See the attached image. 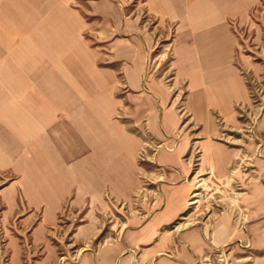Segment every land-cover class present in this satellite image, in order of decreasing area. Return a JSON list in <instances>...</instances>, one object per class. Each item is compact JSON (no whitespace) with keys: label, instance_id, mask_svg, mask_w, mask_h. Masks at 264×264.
I'll list each match as a JSON object with an SVG mask.
<instances>
[{"label":"crops","instance_id":"1","mask_svg":"<svg viewBox=\"0 0 264 264\" xmlns=\"http://www.w3.org/2000/svg\"><path fill=\"white\" fill-rule=\"evenodd\" d=\"M146 1L171 31L170 84L150 68L151 37L119 0H0V171L15 177L0 199L9 215L40 210L45 239L67 207L132 199L146 154L163 178V207L76 264H196L230 244L235 264H264V102L243 124L256 115L247 74L264 63L243 49L264 53V0ZM241 130L245 147L227 139ZM205 172L246 181L244 231L230 217L206 231L167 230Z\"/></svg>","mask_w":264,"mask_h":264},{"label":"rangeland","instance_id":"2","mask_svg":"<svg viewBox=\"0 0 264 264\" xmlns=\"http://www.w3.org/2000/svg\"><path fill=\"white\" fill-rule=\"evenodd\" d=\"M119 2L126 18L142 26L144 36L151 37L150 68L156 70L160 77L166 74L164 81L170 84L167 75L170 72L168 64L171 55L167 43L171 39V31L157 26L158 18L150 13L146 0H119ZM243 50L245 54L253 56L251 59L254 62H262L264 59L261 48L250 45ZM247 79L249 87H259L263 92L257 93L256 98L252 99L256 115L254 116L255 113L251 114L250 111L244 114L243 124L246 127L250 122L257 121L258 110L264 102V63H260V69L256 72L249 70ZM246 135V132L242 131L237 136H227V139L239 145L237 147H245L250 141ZM145 156L146 154L138 163L143 169L142 188L133 195L132 199L127 203L112 202L109 208L90 209L91 218L86 217L90 211L88 207L75 211L67 207L57 223L47 230L45 239H40L36 230L41 221L40 210L17 207L9 215V209L2 201L3 198L0 199V264H76L88 253H97L102 247L114 243L124 227L129 230L146 224L152 214L163 207L164 199L160 188L163 178H160V173L152 167L150 160ZM199 163V158L193 162V171L196 175ZM14 178L11 173L0 171V189L7 187ZM236 179L230 176L221 180L207 172L198 176L194 180L196 187L194 192L201 191L204 187L209 194V200L194 205L189 204L187 211L168 225L167 230L181 234L186 232V227L187 229L197 227L206 231L214 227L215 221L230 217L235 229L244 231L251 221L249 209L242 206L248 186L245 180ZM199 183L202 186L199 187ZM93 220L97 221V224L87 225ZM88 226L95 228V234L91 238L85 237L93 231L87 230ZM80 229H85L86 232L78 233ZM181 242L180 239L174 241L179 246ZM149 245L142 244L136 249ZM232 247V244L211 247L204 262L199 261L196 264H235L236 257L231 253Z\"/></svg>","mask_w":264,"mask_h":264},{"label":"built area","instance_id":"3","mask_svg":"<svg viewBox=\"0 0 264 264\" xmlns=\"http://www.w3.org/2000/svg\"><path fill=\"white\" fill-rule=\"evenodd\" d=\"M247 82L249 83L248 80H247ZM249 89H250L251 99L256 98L257 93L263 92L262 89H260L259 87L256 88V87L250 86ZM200 185H201V183H199L198 186L200 187ZM207 200H209V194H208V192L205 191V189L203 187L201 189V191H197V192L192 193V195L190 197L189 204L194 205V204H196L195 202H201V201H207Z\"/></svg>","mask_w":264,"mask_h":264},{"label":"bare ground","instance_id":"4","mask_svg":"<svg viewBox=\"0 0 264 264\" xmlns=\"http://www.w3.org/2000/svg\"><path fill=\"white\" fill-rule=\"evenodd\" d=\"M201 185H202V184H201ZM201 185H200V186H201ZM195 203H198V202H195Z\"/></svg>","mask_w":264,"mask_h":264}]
</instances>
